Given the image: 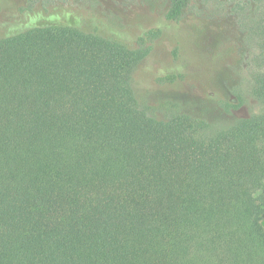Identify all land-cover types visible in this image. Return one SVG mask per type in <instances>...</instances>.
Instances as JSON below:
<instances>
[{
  "label": "trees",
  "instance_id": "1",
  "mask_svg": "<svg viewBox=\"0 0 264 264\" xmlns=\"http://www.w3.org/2000/svg\"><path fill=\"white\" fill-rule=\"evenodd\" d=\"M191 2L165 22L61 9L0 34V264H264V16L245 28L260 113L211 133L138 97L140 63Z\"/></svg>",
  "mask_w": 264,
  "mask_h": 264
},
{
  "label": "rangeland",
  "instance_id": "2",
  "mask_svg": "<svg viewBox=\"0 0 264 264\" xmlns=\"http://www.w3.org/2000/svg\"><path fill=\"white\" fill-rule=\"evenodd\" d=\"M170 5L171 0H0V34L21 30L31 15L61 9L94 15L110 26L130 27L136 21H164ZM261 16L264 0H192L179 20L163 25L140 63L139 99L152 105L158 116L174 105L204 118L211 133L240 116L260 113L262 104L250 94L258 40L245 28ZM237 88L245 102L226 111L224 102L236 101ZM259 193L264 194V188Z\"/></svg>",
  "mask_w": 264,
  "mask_h": 264
}]
</instances>
